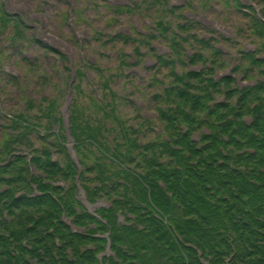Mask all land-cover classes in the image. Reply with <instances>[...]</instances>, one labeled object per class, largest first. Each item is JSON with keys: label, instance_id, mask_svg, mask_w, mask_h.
I'll return each instance as SVG.
<instances>
[{"label": "trees", "instance_id": "16d2710c", "mask_svg": "<svg viewBox=\"0 0 264 264\" xmlns=\"http://www.w3.org/2000/svg\"><path fill=\"white\" fill-rule=\"evenodd\" d=\"M162 4L167 0L157 1ZM242 14L251 17L242 37L259 45L247 52L233 44L232 65L211 42L183 37L190 28L180 27L182 35L170 42L175 60L160 57L153 70L152 119L138 109L125 119L114 93L111 102L87 94L92 108L75 98L70 131L82 173L62 143L64 132L62 142L52 144L48 134H37L46 122L51 130L56 103L45 99L49 108L31 116L36 105L25 101L29 114H21L22 124L12 127L16 135L0 143V163H6L0 165V264H264V81L241 88L233 76L215 78L227 67L245 81L254 73L264 77V22ZM159 28L163 35L169 30L163 18ZM184 42L202 46L190 61L202 64L200 71L183 61ZM35 132L43 148L30 164L45 176H32L26 159H11L14 147L32 148ZM52 146L61 162L52 160ZM78 180L91 204H110L88 212L78 199ZM109 243L112 253L102 257Z\"/></svg>", "mask_w": 264, "mask_h": 264}, {"label": "rangeland", "instance_id": "374dc122", "mask_svg": "<svg viewBox=\"0 0 264 264\" xmlns=\"http://www.w3.org/2000/svg\"><path fill=\"white\" fill-rule=\"evenodd\" d=\"M95 1V0H94ZM108 1V0H107ZM132 1H136V0H132ZM139 1V0H137ZM51 3H47L46 6L43 5L42 0H30L29 1V6L31 8L32 11H36V12H41V11H46L48 13L47 17L42 18V21H40L42 23V31L44 33V30H48L50 33L55 34L56 36L60 35L63 39V41L65 42L63 45L61 44H55L52 43V48L56 51H60L63 54H66L68 56H70L72 58V60L75 62H78L79 60L84 59V57H88L90 54H93L94 52H97L99 50L100 47V43L97 41H93L91 40V36L93 31L95 30V27L98 24H107V22L109 23V25H107V30H112L113 26L110 22H109V18H110V11L107 10L105 4H100L99 2H101V0L97 1L95 3L93 2H89L88 0H74L75 3V9L77 11H79L81 13V16H77V21L81 20L82 21L78 24V26H76L77 30H83L86 29L88 30V33L84 34L81 36L80 43L76 44L73 41H70V36L72 35L71 29H69L70 27L67 26H72V25H68L66 24L67 19L66 17L64 18V15L61 16V14L63 12H67L68 11V5L65 2V4H63V2H61V5L58 3L57 0H51ZM105 2V0H104ZM245 4H249V2L252 4V0H244L243 1ZM121 0H114L112 5H117L120 4ZM209 3V8L208 10H213L214 6L219 5L220 6V0H213L211 2H207ZM173 4H178L177 3H173ZM200 5V4H199ZM4 6V4H3ZM221 7V6H220ZM225 7V6H224ZM207 10V9H206ZM201 10H197L196 8L193 9H189V12H187L186 15H189L190 19H193L197 22H199L200 24H202L204 27L206 28H211V29H215L216 31H218L219 33H223L225 36H229L231 33L228 30L225 31H221L220 29L216 28L213 24V20L217 19L220 20V22L223 23V25L227 24V23H231L234 22L235 24L240 25L241 22L239 20L243 19L240 17L239 14H237L235 12V9H231L228 10V7L225 8L222 11V15H215L214 18H209L208 16H206L205 18H201ZM207 12V11H206ZM208 13H210V16H214L211 12L208 11ZM224 14V15H223ZM77 15V14H76ZM109 17V18H108ZM93 18L97 19V20H93ZM167 18H169V16H167ZM221 19H223L224 21H222ZM101 21V23H100ZM227 21V22H225ZM38 22V21H37ZM38 22V23H40ZM76 22V20H75ZM128 23H130V17L128 16ZM228 28V27H227ZM58 34V35H57ZM44 37V35H42ZM42 37V38H43ZM30 39H32V37H30ZM243 46L245 45V47L250 46L249 49H253L255 47L254 44H250L247 40L243 41ZM68 43V46H66L65 44ZM27 46H29L28 44L24 43V48L27 49ZM31 51H33L36 55L38 56H42L45 57L44 54L46 55V63L50 64L51 69L55 68L57 69V73L52 70L51 72V76L52 79H54L53 81L56 82V80L60 79L62 81V79H64V77H59V71L58 70H64L65 69V65L62 63V57L58 55H51L48 54L47 52H45L43 49L40 48V50L38 49V46H35L32 49H29ZM109 50L111 51V48H109ZM114 50V48H113ZM159 51L163 53V50L159 49ZM6 54H11L9 57L11 58V60L13 59V57L15 56V54H12V50L6 51ZM84 54V55H83ZM110 56V55H109ZM113 59H108V58H112ZM117 57V58H116ZM118 55H115V53H113L110 57L108 56H104L100 59V61L98 62L99 68L101 67L103 69V67H105L106 69H110L112 72L113 71H117V67H118ZM151 60L154 59V57H150ZM8 60V58H7ZM7 62V61H6ZM154 62V61H153ZM230 63H232V61H228ZM5 63V62H4ZM19 63V61H18ZM15 66V70L16 71H22V69L24 70V68L21 67L20 64H13ZM152 65V61H148V64L146 66H148L149 68ZM81 67V66H80ZM12 69V68H11ZM138 69V74L137 76H135V71ZM144 67H140V68H136V69H131L133 75H131L132 77L130 79H126V78H122V77H116L115 79H112V83L111 86L113 88V90L117 93L122 94L123 96H130L132 93V91L134 90L133 88L135 87V96L139 97V98H143L145 99V97L147 98L148 96L151 97V95L156 91L157 86H155L156 84H153L154 87L149 86V81H141L139 76H144L145 78H150V76L152 75L151 71H147L146 69L144 70ZM7 70V69H6ZM104 70V69H103ZM163 71H166L165 69H162ZM9 72H13V70H7ZM109 73V72H108ZM120 74V71H119ZM101 76V71H99L98 68H93L91 69V71H89V77H91V80L94 82L93 87L89 86L87 82H89V80L83 82V78L82 76H80L79 81L81 82L80 84V89H82V92L80 91L79 95H78V100L80 101V105L81 106H88L89 108H92V103L90 101V99L87 97V94H92V90H93V97L96 99L97 95L99 93H97L96 91V87L95 86H99V83L101 81L100 77ZM57 85V84H56ZM100 88V86L98 87ZM39 89H43L41 86H39ZM101 89V88H100ZM12 90V89H11ZM14 91V90H13ZM100 91V95H104V90L102 92V90ZM46 92L48 93V90H46ZM0 93H3L2 90H0ZM65 94V92H63ZM125 97H123V101H118V103H116L119 107L120 112H122L124 114V118L127 119L130 118L132 115L131 113L134 112L136 106L132 105L130 102H128L129 100L124 99ZM107 102H109V97L106 98ZM135 101L137 104L139 101L136 100H132ZM3 104L5 106H10L13 105V102H11V98L7 97V99L3 100ZM141 107H139V110H142V112H145V107L143 105V103H140ZM152 104H154V101H152ZM138 106V105H137ZM141 108V109H140ZM151 108V107H150ZM148 109V111L150 113H147L149 117H152L153 112H152V108ZM143 112V113H144ZM135 123V125H138V122L133 121ZM147 140V139H146ZM83 198V196H82ZM106 205L104 203V201L101 199L99 200V205ZM97 205V204H96Z\"/></svg>", "mask_w": 264, "mask_h": 264}]
</instances>
